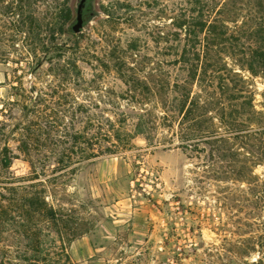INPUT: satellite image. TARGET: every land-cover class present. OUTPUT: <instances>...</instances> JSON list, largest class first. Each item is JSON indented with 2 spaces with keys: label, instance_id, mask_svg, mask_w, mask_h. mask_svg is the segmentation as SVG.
Returning a JSON list of instances; mask_svg holds the SVG:
<instances>
[{
  "label": "rangeland",
  "instance_id": "1",
  "mask_svg": "<svg viewBox=\"0 0 264 264\" xmlns=\"http://www.w3.org/2000/svg\"><path fill=\"white\" fill-rule=\"evenodd\" d=\"M80 3L0 0V264L264 257V0Z\"/></svg>",
  "mask_w": 264,
  "mask_h": 264
},
{
  "label": "trees",
  "instance_id": "2",
  "mask_svg": "<svg viewBox=\"0 0 264 264\" xmlns=\"http://www.w3.org/2000/svg\"><path fill=\"white\" fill-rule=\"evenodd\" d=\"M89 1H87L86 5L83 8V14L86 19V22L89 20L90 17V11L88 9V4ZM232 125V122H231ZM231 132L229 133L231 137H234L235 139H240L241 140V148L247 150V154H253L251 150L247 149V146H249L251 149H253L254 152V158H252L251 155H246L245 156V165L244 168L249 170V165L248 162L255 161L256 164L254 165H263L264 166V124H261L256 130L250 129L249 132L245 133V131L239 129L235 124H233V127H231ZM235 133V134H234ZM118 142H120L118 140ZM115 148H109L107 151H117L118 150V143H112ZM130 142H126L125 144L122 145V142H120L119 146H127L129 145ZM253 165V164H252ZM256 197L259 202H262L264 206V178L263 179H258L256 183ZM259 247L264 249V240L259 243ZM250 264H264V257L259 256L256 258L255 261H253Z\"/></svg>",
  "mask_w": 264,
  "mask_h": 264
},
{
  "label": "water",
  "instance_id": "3",
  "mask_svg": "<svg viewBox=\"0 0 264 264\" xmlns=\"http://www.w3.org/2000/svg\"><path fill=\"white\" fill-rule=\"evenodd\" d=\"M87 0H81V3L78 8V17L77 21L72 25V30L76 33L81 32L84 25L86 24V19L83 14V8L86 5Z\"/></svg>",
  "mask_w": 264,
  "mask_h": 264
}]
</instances>
